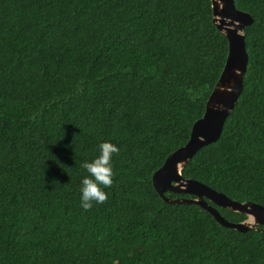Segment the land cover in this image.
I'll list each match as a JSON object with an SVG mask.
<instances>
[{
	"label": "trees",
	"instance_id": "trees-1",
	"mask_svg": "<svg viewBox=\"0 0 264 264\" xmlns=\"http://www.w3.org/2000/svg\"><path fill=\"white\" fill-rule=\"evenodd\" d=\"M233 4L251 18L242 89L181 174L264 207V0ZM227 53L210 0H0V264H264L263 226H221L151 181ZM105 140L119 148L113 183L84 210L80 165Z\"/></svg>",
	"mask_w": 264,
	"mask_h": 264
},
{
	"label": "water",
	"instance_id": "water-1",
	"mask_svg": "<svg viewBox=\"0 0 264 264\" xmlns=\"http://www.w3.org/2000/svg\"><path fill=\"white\" fill-rule=\"evenodd\" d=\"M210 5L212 23L227 40L228 53L223 69L205 103L202 117L192 124L188 141L166 157L163 165L152 175L151 181L153 189L164 202L197 205L221 226L243 232L257 229V226L264 227L263 206L252 202L231 201L195 180L183 178L181 174L184 166L199 148L218 139L223 123L241 92L247 65L243 32L244 27L251 23V18L248 14L236 10L233 0H210ZM166 191L190 195L192 198L168 199L164 196ZM208 202L243 214L246 219L239 223L228 222Z\"/></svg>",
	"mask_w": 264,
	"mask_h": 264
},
{
	"label": "clouds",
	"instance_id": "clouds-1",
	"mask_svg": "<svg viewBox=\"0 0 264 264\" xmlns=\"http://www.w3.org/2000/svg\"><path fill=\"white\" fill-rule=\"evenodd\" d=\"M119 152L115 143L102 141L98 145V154L85 160L80 167L85 171L79 180V204L88 210L95 204H102L108 198V189L114 179L113 156Z\"/></svg>",
	"mask_w": 264,
	"mask_h": 264
}]
</instances>
